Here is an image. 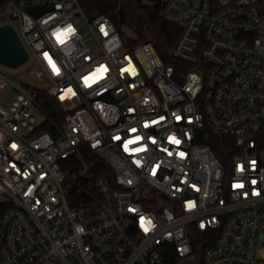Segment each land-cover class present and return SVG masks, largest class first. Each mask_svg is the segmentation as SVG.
<instances>
[{"label": "built area", "instance_id": "built-area-1", "mask_svg": "<svg viewBox=\"0 0 264 264\" xmlns=\"http://www.w3.org/2000/svg\"><path fill=\"white\" fill-rule=\"evenodd\" d=\"M143 1L178 64L83 0H0L65 112L34 135L35 91L0 72V264H264V0ZM83 152L114 185L70 204L61 162Z\"/></svg>", "mask_w": 264, "mask_h": 264}, {"label": "trees", "instance_id": "trees-1", "mask_svg": "<svg viewBox=\"0 0 264 264\" xmlns=\"http://www.w3.org/2000/svg\"><path fill=\"white\" fill-rule=\"evenodd\" d=\"M82 4L87 14L107 15L121 34L126 35L130 45L149 42L165 63L178 64L171 51L180 29L162 18L156 5L143 0H83ZM33 90L36 94L33 101L35 112L41 119L33 134L48 132L54 138L58 137L64 125L65 112L44 88ZM61 168L66 174L64 186L70 204L86 201L87 192L92 191L93 184L99 179L114 185V170L105 157L97 153L83 152L80 156L66 158L61 162Z\"/></svg>", "mask_w": 264, "mask_h": 264}, {"label": "rangeland", "instance_id": "rangeland-1", "mask_svg": "<svg viewBox=\"0 0 264 264\" xmlns=\"http://www.w3.org/2000/svg\"><path fill=\"white\" fill-rule=\"evenodd\" d=\"M146 3V1H144ZM17 27V24L14 22ZM17 29V28H16ZM127 34L130 32L126 31ZM35 60L31 53L28 59L17 67H8L0 64V72L9 80L13 82L23 83L31 88H45L49 81L46 78L39 79L36 76V69L34 67ZM13 97V90L11 87H3L0 89V101L5 106Z\"/></svg>", "mask_w": 264, "mask_h": 264}, {"label": "water", "instance_id": "water-1", "mask_svg": "<svg viewBox=\"0 0 264 264\" xmlns=\"http://www.w3.org/2000/svg\"><path fill=\"white\" fill-rule=\"evenodd\" d=\"M28 59V52L11 24L0 25V64L17 67Z\"/></svg>", "mask_w": 264, "mask_h": 264}]
</instances>
